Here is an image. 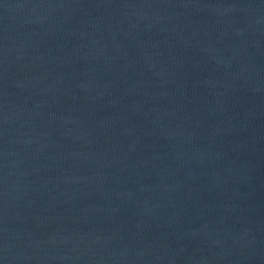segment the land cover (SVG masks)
I'll list each match as a JSON object with an SVG mask.
<instances>
[{"label":"water","instance_id":"obj_1","mask_svg":"<svg viewBox=\"0 0 264 264\" xmlns=\"http://www.w3.org/2000/svg\"><path fill=\"white\" fill-rule=\"evenodd\" d=\"M0 264H264V0H0Z\"/></svg>","mask_w":264,"mask_h":264}]
</instances>
